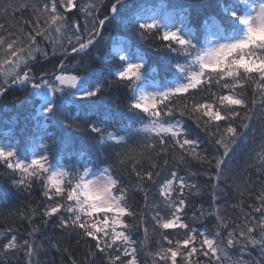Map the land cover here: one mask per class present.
<instances>
[{
	"label": "snow or ice",
	"instance_id": "obj_1",
	"mask_svg": "<svg viewBox=\"0 0 264 264\" xmlns=\"http://www.w3.org/2000/svg\"><path fill=\"white\" fill-rule=\"evenodd\" d=\"M0 19V95L23 85L60 123L77 119L64 104L71 97L84 130L115 153L106 167L81 157L66 170L36 149L29 160L0 146V179L42 191L26 234L0 231V264H41L36 236L49 224L74 236L77 251L83 243L68 264H141V253L144 264H264V0H7ZM113 25L131 40L111 39L106 73L105 57L89 53ZM149 37L163 80L147 67L140 41ZM49 56L59 65L37 76ZM113 84L126 90L116 103L128 124L110 132L89 112ZM133 137L142 142L128 149ZM133 187L143 204L129 203Z\"/></svg>",
	"mask_w": 264,
	"mask_h": 264
},
{
	"label": "trees",
	"instance_id": "obj_2",
	"mask_svg": "<svg viewBox=\"0 0 264 264\" xmlns=\"http://www.w3.org/2000/svg\"><path fill=\"white\" fill-rule=\"evenodd\" d=\"M6 3L7 0H0V6ZM29 16L30 10L24 13L18 12L15 18L9 16L7 22L15 23ZM4 22L5 20L0 19V23ZM104 36L108 39L102 40L96 48L92 49L89 53V58H95L97 56L105 57V52L109 48V43L113 37L131 40V37L119 25L106 27ZM140 43L145 58L148 61V69L154 70L157 80H163L167 76V73L163 71L161 63L157 62L158 55L155 53L156 46L152 43L151 37L147 41H140ZM48 50L51 51V49ZM59 62V59L49 56L48 60H40L39 71H36L35 68L33 70L39 76L41 72H51L53 65H59ZM110 64L115 65V61H109L106 57L99 61V67H102L106 73ZM168 78L170 79L171 77L169 76ZM109 79H112V77H109ZM30 87L29 85L28 88L30 89ZM65 88L67 89L68 86H65ZM127 91L130 92V90ZM125 92V89L113 84L108 89L106 98L98 101L97 108L89 112V116L98 122V126L107 128L110 132H115L118 125L126 126L128 124L127 117L122 115L124 110L117 107L116 103H123L125 101ZM41 103L42 100L40 97L34 91L26 90L23 85L10 87L3 95H0V146L12 145L17 149L18 155L25 156L27 154V158L29 159L33 150H38V145L44 144L46 148L42 150L46 151V155L49 157V163L54 165L59 164L66 170L67 165L78 162L81 157L92 160L94 164L101 168L107 166L106 158L109 155H115L111 148L107 146L111 142H101L98 139H94L95 134H90V132L84 130V121L79 118V109L71 103V97L64 98V104L68 112L77 118L75 121L60 123L54 117L45 118L46 114L38 111ZM109 113H121V115L113 120L108 118ZM69 123H72L73 126L68 127ZM77 124L80 127H77ZM133 127H141V125L135 124ZM141 142L140 138L133 137L127 141V148H136V145ZM123 150L120 148L116 149V151ZM193 163L198 162L193 161ZM146 164L147 159L145 158ZM191 170L196 171L197 169L192 168ZM3 172L4 168L0 167V176L3 175ZM124 175L127 178L126 172ZM200 183L204 184L205 181L200 180ZM134 184L135 181H133ZM40 187L39 182L34 184L31 195H29L27 188H18L10 181L0 179V231H3L7 227H13L18 229L19 233L26 234L30 230L31 226L24 217L30 214L32 209L38 208L42 197ZM136 191L137 189L133 187L132 195L134 198L129 201L134 206L144 203L143 193L141 192L139 195H135ZM239 199L237 196L236 199L231 200V203H237ZM200 203L201 201L197 199L196 204L199 205ZM204 207L207 208L206 203ZM238 213L239 210L237 209L232 214L237 215ZM188 214L191 215V211ZM128 222L135 223V221ZM35 223H40L39 218L35 220ZM213 226L214 221L209 224V227ZM132 238L138 241L142 239L143 229H141L140 233L133 232ZM36 239L42 245L39 255L41 264H68L70 253L75 252L77 255H83L82 242L79 245V251H77V239L74 236H67L59 230L53 229L51 224L42 233L37 234ZM49 241L53 244L59 242L57 247L61 250L58 251L57 247H49ZM63 249H67L68 251L65 252ZM147 250H151V247ZM258 254V251L253 252V256H258ZM245 258L247 259V257ZM144 259V254L141 253V264H144Z\"/></svg>",
	"mask_w": 264,
	"mask_h": 264
},
{
	"label": "rangeland",
	"instance_id": "obj_3",
	"mask_svg": "<svg viewBox=\"0 0 264 264\" xmlns=\"http://www.w3.org/2000/svg\"><path fill=\"white\" fill-rule=\"evenodd\" d=\"M64 74H65V75H72V74H70V73H64ZM148 91H152V89H148ZM49 95L51 96V93H49ZM37 96H39V95L37 94ZM39 97H40V96H39ZM40 99H41V97H40ZM37 151L40 152L41 154L46 155V151H45V150L38 149ZM32 154H33V153H32ZM32 154H31L29 160L31 159ZM19 156H20V158H24V157H25V156H23V155H19ZM53 165H54V164H53ZM54 167H56V168H60L61 166H60L59 164H55Z\"/></svg>",
	"mask_w": 264,
	"mask_h": 264
}]
</instances>
